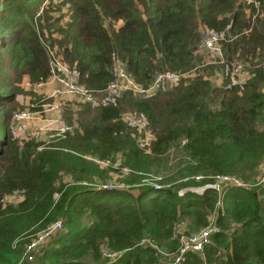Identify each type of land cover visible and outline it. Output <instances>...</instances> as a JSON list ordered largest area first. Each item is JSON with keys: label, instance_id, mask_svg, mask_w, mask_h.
I'll list each match as a JSON object with an SVG mask.
<instances>
[{"label": "trees", "instance_id": "1", "mask_svg": "<svg viewBox=\"0 0 264 264\" xmlns=\"http://www.w3.org/2000/svg\"><path fill=\"white\" fill-rule=\"evenodd\" d=\"M44 1L0 0V65L6 57L7 66L0 69V264H16L30 236L55 220L61 229L32 264H167L179 248L176 224H185V234L198 231L215 210L216 190L191 187L217 174L248 181L264 164V64L258 57L264 54V0H46L41 6ZM205 30L222 34L225 60L261 61L251 64L243 84L211 85L206 66L176 84L160 83L146 97L123 91L93 108L79 103L77 127L57 138L12 139L8 123L21 92L16 83L21 75L30 84L48 77L44 45L54 46L77 82L96 95L114 79L115 61L142 88L157 73L190 72ZM127 110L144 116L153 133L147 152L120 120ZM170 151L184 160L175 168L179 177L159 181L169 186L81 183H105L107 171L120 172L100 168L94 158L112 162L120 154V166L130 169L125 176L137 182L160 173ZM14 191L20 200L3 203ZM219 196L222 213L210 243L200 256L187 252L177 264H264L257 188L228 186ZM102 244L122 251L115 262L101 259Z\"/></svg>", "mask_w": 264, "mask_h": 264}, {"label": "built area", "instance_id": "2", "mask_svg": "<svg viewBox=\"0 0 264 264\" xmlns=\"http://www.w3.org/2000/svg\"><path fill=\"white\" fill-rule=\"evenodd\" d=\"M239 1H243L245 4L253 3L254 5H256L255 0H239ZM222 40H224L222 34H217L215 32L205 30L201 34L197 51L199 50V48H201L207 52H212L215 55V58L217 59L218 62L224 63L223 73L224 76L226 77L228 76L230 80V84L241 85L246 80H248L251 75L249 68L246 66L245 63L239 60H232L228 63L224 61L225 58L222 55V46H221ZM44 46L48 58L49 74L48 77L45 80L40 81L38 85L44 84V85L52 86L54 95H68L73 98H76L78 100V101L76 100L77 102L80 103L87 102L90 104H94L96 102L94 100V93L87 90L83 86V84L77 82L76 73L74 69L69 67L61 59V56L56 52V48L54 46L53 47H49L47 45ZM262 63L264 64V60L262 61ZM113 72H114V79L107 84V86L103 91L112 93L114 95L118 94L119 91H130L132 94L142 93L144 95H149L156 84L159 85L161 82L164 81H169V84L172 83L175 84L180 77H184L185 75L191 76L194 74V70L193 71L191 70L188 73H174V72L157 73L152 83H150L147 88H142L137 83H135L134 80L131 78V76L125 71L124 66L121 62L115 61L113 63ZM109 102H111V98H109V96H105L102 100V104H106ZM127 114H128L127 115L128 118L130 119V121L127 123L133 125L132 127L138 131V136L141 137L142 134L141 138H145L144 131L145 130L151 131L147 125V121L145 117L142 115H135L133 113H127ZM28 116L29 115L27 114L26 111H18V112H13L11 118L12 120H18L24 117L27 118ZM63 128L65 127L63 126L62 128L59 129V131L60 130L63 131ZM149 131H147L148 134H150ZM53 135H55V132H50L48 134V137H51ZM138 136L136 137V141L138 142L139 146L144 151L147 152L151 141L154 139V136L152 135V137L148 139V142L144 144L141 142V140L137 139ZM94 161L97 162L100 161L104 165L106 164L111 165L112 163L108 159L105 160L95 159ZM201 177L202 176L200 175L193 176L194 180H198ZM185 179L186 177L182 178V180ZM211 179L212 180L209 183H207L205 186L199 187L197 190L194 189L193 190L196 192H200L204 187H209L212 188L213 190H216V192L220 195L221 190L228 186H237L245 189L257 188V198L264 206V167L263 166H260L257 174L251 180L248 181L241 180L236 176L226 175V174L213 175ZM154 182L155 183L151 185L155 189H158L162 186H169L171 184V182L159 183L158 180H155ZM81 183L91 185V183H87L85 181H82ZM96 185L101 188H113V187L124 188L123 186H116L114 184H105V183L96 184ZM96 185H92V186H96ZM219 195L215 202V210L208 217L207 224L204 227L200 228L198 231L191 232L188 234L185 233L182 234L179 233L178 231H175L176 234L178 235L179 248L177 253L173 255V257L167 264H177L183 258V255L187 252L201 255L203 247L206 244L210 243L209 235L218 229V227L215 224V218L218 212L222 213L221 212L222 203ZM61 227L62 226L60 220H55L54 222L48 224L42 230L30 236L31 238L25 244L23 252L16 264H26L27 262L32 263L35 254L39 252L40 248L51 237V235L54 234L56 231L60 230ZM144 241L148 242V240H144ZM144 241H142L141 243H143ZM151 246L154 245L151 244ZM156 251L158 253L164 254L162 250L159 248H156ZM99 253L101 259L104 260L105 263H112L119 258L122 251H113L109 249L105 244H102L99 247Z\"/></svg>", "mask_w": 264, "mask_h": 264}, {"label": "rangeland", "instance_id": "3", "mask_svg": "<svg viewBox=\"0 0 264 264\" xmlns=\"http://www.w3.org/2000/svg\"><path fill=\"white\" fill-rule=\"evenodd\" d=\"M56 2V0H53ZM52 1V2H53ZM41 6L44 5V2L40 4ZM39 13L42 11L40 8L37 10ZM198 56V62L197 65L193 68L194 72H197L199 74H202L201 69L204 70L203 68L206 66H210L209 68H206L205 71L208 74V78L211 82V85L214 86H221V85H226L229 86L230 80L227 76V78H224V63H220L217 61L215 58V55L212 52H207L201 48L196 53ZM250 57V56H247ZM259 58H262L261 61L264 60V54L263 56H259ZM256 57H252L249 59L250 61L243 59V58H233L232 60H239L243 63L246 64L248 68H250L251 64L256 63L257 64L261 61H258V58L255 59ZM232 60H225L226 63L232 61ZM262 63V62H261ZM7 68L6 66V57L4 58L3 62L0 65V69ZM192 70V71H193ZM210 71V72H209ZM209 72V73H208ZM191 76H184L183 78H187ZM152 83V82H151ZM165 86L173 85L169 84V81H164L161 82ZM176 84V83H175ZM16 85L21 89V92L18 93L15 96V101H16V109L14 112L18 111H26L27 114L29 115L27 118L24 117L22 119L18 120H10L8 123V128L10 129L12 139L15 141H19L22 139H26L27 137H33L35 136V139L38 141H49L50 139H54L59 137L61 133L64 131H72L74 128L77 127V116H76V105H78L80 102L75 101L72 97L68 95H55L57 97V100H53V95H49L48 89L51 90L50 85H38L36 84H30L28 82V78L26 75H21L19 81L16 83ZM157 85V84H156ZM153 88L152 92L156 89V86ZM123 91H119L118 94H112L108 92H100L94 95V100L96 101L94 104H90L87 102H84L86 104H89L90 107H95L98 104H102V100L105 96H109L111 98V102L115 101V98H118L121 96ZM133 96L137 97H146L148 95H144L142 93H136ZM54 102L57 103V105L54 104ZM81 104V103H80ZM55 105V106H53ZM33 109H39L36 111H33ZM132 111H123L120 114V120L123 121L126 125H128L131 130L132 134L131 136L135 139V142L139 148H141L136 141V137L138 136V131L133 128V125L128 124L127 122L130 121L128 118L127 113H131ZM31 117L37 118L35 119H30ZM54 117H58L61 122L62 128L63 126V131H59V129L56 128H51V129H45V125H41L42 122L41 120L43 119H51ZM69 118V123H67V119ZM35 123V124H34ZM67 127V128H66ZM149 130L144 131L145 138H141L138 136L137 139L141 140V142L144 144L148 142V139H150L153 135L151 131H149L150 134L147 133ZM50 132H55V135L48 137V134ZM146 152V151H145ZM168 163L166 164L165 167H160L162 171L160 173L155 174L154 171H150L149 173L146 174L144 178H141L137 180V182H132L130 181V177L125 176L130 169L126 166L121 167V161L122 157L120 154L114 155L113 161L111 163L112 168H117L120 167V172H115L114 170H109L107 171V181L105 184H114L116 186H123L124 188H130V189H136L139 184H153L155 183V180L160 181V178L163 179L166 175L168 176H173V177H179L175 176V168L177 165H179V160H184L182 156L176 157L173 151H170V154L168 156ZM95 160V159H94ZM96 164H99L98 166L100 168H106L108 165L102 164L100 161H94ZM261 166L264 167V164ZM164 169V170H163ZM119 170V168H118ZM166 178V177H165ZM65 180L70 181L68 178H65ZM182 180V179H181ZM95 184L91 183V185H96V184H103L102 181H97L95 180ZM194 190H197L199 187H191ZM21 198V195L18 191H14L9 195H6L5 198L3 199V203H13L15 204L18 202ZM187 230L186 226L184 223H177L175 226V231H178L179 233H185ZM191 233V232H190ZM26 264H32L31 262H27Z\"/></svg>", "mask_w": 264, "mask_h": 264}, {"label": "crops", "instance_id": "4", "mask_svg": "<svg viewBox=\"0 0 264 264\" xmlns=\"http://www.w3.org/2000/svg\"><path fill=\"white\" fill-rule=\"evenodd\" d=\"M120 22L118 21L117 24H119ZM51 90H47L49 95H53V100H57V97L53 94V87L50 86ZM71 97V96H70ZM73 98V97H72ZM75 101L77 100L76 98H73ZM78 101V100H77ZM55 105H57L56 102H54ZM53 105V106H55ZM30 119H36L35 117H31ZM59 118L58 117H54V118H51V119H43L41 120L42 124L41 125H45V129H51V128H56V129H60V127L62 126V122L60 120H58ZM35 124V123H34ZM200 256V255H199ZM206 264H209V263H206Z\"/></svg>", "mask_w": 264, "mask_h": 264}]
</instances>
